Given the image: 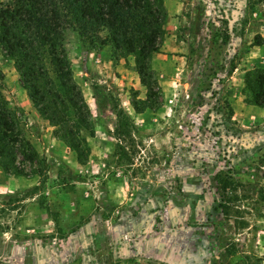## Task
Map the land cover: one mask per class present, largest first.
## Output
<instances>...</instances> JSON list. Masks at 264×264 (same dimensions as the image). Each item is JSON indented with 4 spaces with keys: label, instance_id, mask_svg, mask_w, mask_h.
Returning a JSON list of instances; mask_svg holds the SVG:
<instances>
[{
    "label": "rangeland",
    "instance_id": "1",
    "mask_svg": "<svg viewBox=\"0 0 264 264\" xmlns=\"http://www.w3.org/2000/svg\"><path fill=\"white\" fill-rule=\"evenodd\" d=\"M161 1L148 85L137 57L112 46L91 50L84 73L79 40L67 34L95 125L93 137L83 133L84 162L0 49L4 95L38 152L0 167V264H264V233L250 234L264 231V106L248 88L264 70V0ZM112 182L117 200L146 204L150 216L115 228L108 218L125 202L109 197Z\"/></svg>",
    "mask_w": 264,
    "mask_h": 264
},
{
    "label": "trees",
    "instance_id": "2",
    "mask_svg": "<svg viewBox=\"0 0 264 264\" xmlns=\"http://www.w3.org/2000/svg\"><path fill=\"white\" fill-rule=\"evenodd\" d=\"M165 17L161 0H0V49L14 62L20 84L41 117L55 128L54 136L84 162L89 150L84 134L93 137L95 125L68 56L67 34L79 40L84 73H91V50L112 46L123 56L137 57L141 82L148 85ZM253 75L256 80H248V88L254 104L264 106V70ZM5 90L0 70V167L8 170L16 167L19 153L32 162L38 152L26 139L22 117L10 107ZM135 109L144 111L137 104Z\"/></svg>",
    "mask_w": 264,
    "mask_h": 264
},
{
    "label": "crops",
    "instance_id": "3",
    "mask_svg": "<svg viewBox=\"0 0 264 264\" xmlns=\"http://www.w3.org/2000/svg\"><path fill=\"white\" fill-rule=\"evenodd\" d=\"M256 48H258V47H256ZM8 60H10V59H8ZM12 61V60H11ZM14 63V62H13ZM15 66V65H14ZM20 82V81H19ZM21 85V84H20ZM22 87V86H21ZM23 88V87H22ZM24 89V88H23ZM25 90V89H24ZM25 92H26V94H27V97H28V99H30L29 98V96H28V93H27V91L25 90ZM31 101V100H30ZM32 102V101H31ZM38 111V110H37ZM237 112V111H236ZM237 115H239V117H243L242 115L243 114H239V113H236ZM40 115V114H39ZM41 116V115H40ZM46 122L47 123H49L47 120H46ZM50 124V123H49ZM112 188H113V191H112V194H108L107 193V191L106 192H104V193H102L103 194V196H105V194H108L109 195V197H110V195H111V197H112V199H113V201H116L118 198H120L119 197V195L120 194H118V190L119 189H121V187L119 188L118 186H117V182H112ZM116 188L118 189V190H116ZM99 197V196H98ZM101 198V196L99 197V199ZM118 201V203L121 205V203H124L125 202V200L124 201H119V200H117ZM109 204V203H108ZM97 205H98V207H97V211H96V217H99L101 214H103L104 213V211H105V207H106V201H105V198L103 197V200H100L98 203H97ZM135 205H137L136 203H135V201H133V200H131V198L130 199H128V200H126V202H125V205L124 206H122V207H114V211L111 213V215H110V217L108 218V219H116L117 221H116V223H115V225H114V227L116 228V227H118V228H121L122 226H126V225H128V227L130 228V227H132L133 225H134V227H135V225L137 226V224H136V220L137 219H142V220H146V218H148V214H149V216H150V213L151 212H149V211H147L146 209V207H147V205L146 204H143L142 203V206H140V207H138V210H136V209H134L133 207L135 206ZM112 209H113V207H112ZM87 227L88 226H86V225H82L81 226V230H83V229H87ZM250 230V229H249ZM249 230H247V232L249 231ZM261 233H264V231H261V230H259L258 228H256V229H252V231H250V234H252V235H254V237H257V235H260V237H261ZM256 235V236H255ZM256 241V243H259V239H255ZM255 244V243H254ZM263 263H264V261H263Z\"/></svg>",
    "mask_w": 264,
    "mask_h": 264
}]
</instances>
